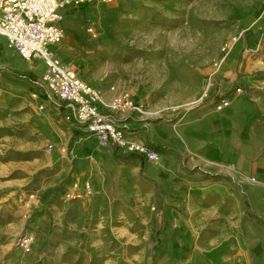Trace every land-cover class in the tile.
Returning <instances> with one entry per match:
<instances>
[{"label": "crops", "instance_id": "crops-1", "mask_svg": "<svg viewBox=\"0 0 264 264\" xmlns=\"http://www.w3.org/2000/svg\"><path fill=\"white\" fill-rule=\"evenodd\" d=\"M79 6L65 8L66 36L51 49L63 67L81 75L83 57L76 37L83 35L78 31L85 17L96 13L105 17L108 8L99 3L88 11H73ZM47 71L43 60L24 58L0 35V174L16 173L11 180L20 182L18 189L23 193L26 184L49 169L46 179L35 182L37 195L30 219L3 221L2 237L14 240L30 231L37 242L48 241L56 230L68 228L70 215L89 214L87 200L119 203L123 197L133 203L144 192L147 202L164 215L165 226L171 230L177 225L176 244L189 243L193 230L190 219L182 223V215L213 214L220 230L210 253L214 264H264V225L250 220L245 205L248 196L254 211L264 216V133L256 128V106L247 94L232 90L240 81L234 69L219 74V85L208 100L181 117L164 113L163 118L152 119L149 110L148 114L113 113L108 105L120 93L113 91L114 86L102 89V111L139 140L162 147L158 159L144 164L140 156L131 157L88 133L73 116L69 119L72 108L42 81ZM226 97L230 105L218 109ZM42 132L56 144L53 153L43 156L35 153L41 149ZM8 152L13 157H5ZM25 153H32L27 167L20 164ZM86 181L93 186L92 195L67 198ZM3 206L8 213L13 208Z\"/></svg>", "mask_w": 264, "mask_h": 264}, {"label": "rangeland", "instance_id": "rangeland-1", "mask_svg": "<svg viewBox=\"0 0 264 264\" xmlns=\"http://www.w3.org/2000/svg\"><path fill=\"white\" fill-rule=\"evenodd\" d=\"M99 3L107 5L105 17H85L78 31L83 37L75 36L82 77L102 89L130 93L158 120L164 113L181 117L197 108L219 85V74L234 69L240 81L232 90L241 87L256 106V128L264 133V0H83L73 11ZM55 145L42 132L35 153H51ZM31 155L25 153L20 164H31ZM48 174L44 168L23 193L20 182L11 180L16 173L0 174V206L13 207L9 213L0 207V223L30 219L35 182ZM143 193L133 203L123 197L119 203L87 200L89 214L70 215L68 228L56 230L48 241L37 242L30 231L14 240L0 234V264H214L210 253L220 235L215 215H182V223L190 219L193 230L189 243L176 244L177 225L169 230ZM25 234L34 237L31 252L18 246Z\"/></svg>", "mask_w": 264, "mask_h": 264}, {"label": "built area", "instance_id": "built-area-1", "mask_svg": "<svg viewBox=\"0 0 264 264\" xmlns=\"http://www.w3.org/2000/svg\"><path fill=\"white\" fill-rule=\"evenodd\" d=\"M83 0H0V35L12 44L26 59L43 60L48 71L42 77L49 91L72 108L73 118L91 134L111 142L119 150L145 157L146 160L159 158V151L139 140L130 130L118 125L106 112L103 90L78 72L67 69L55 57L51 47L60 44L66 36L65 8H74ZM93 32L92 29H90ZM111 88H114L113 86ZM236 92H242L237 87ZM226 97L220 100L218 109L230 105ZM113 113L148 114V110L128 92H121L108 105ZM93 192L91 182L71 195L80 197ZM34 237L25 234L18 240L24 252L33 249Z\"/></svg>", "mask_w": 264, "mask_h": 264}, {"label": "trees", "instance_id": "trees-1", "mask_svg": "<svg viewBox=\"0 0 264 264\" xmlns=\"http://www.w3.org/2000/svg\"><path fill=\"white\" fill-rule=\"evenodd\" d=\"M19 74L26 75L25 73H19ZM76 132H78V131H76ZM150 146L157 151L161 150V148H162L160 145H156V144H150ZM129 155L131 157L137 156L135 154H129ZM137 157H139V156H137ZM139 158H140L142 164H144L146 161V158L142 157V156H140ZM245 205L248 209V213H249L251 219H253L254 221H256L262 225H264V216H262V215H260L254 211L253 204H252V202L248 196H246V198H245Z\"/></svg>", "mask_w": 264, "mask_h": 264}]
</instances>
